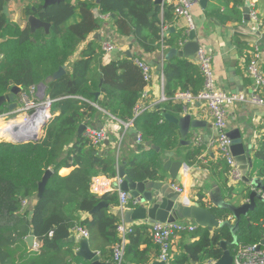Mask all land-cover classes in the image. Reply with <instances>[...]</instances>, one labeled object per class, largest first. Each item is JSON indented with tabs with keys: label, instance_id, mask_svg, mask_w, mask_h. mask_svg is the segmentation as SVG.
Returning <instances> with one entry per match:
<instances>
[{
	"label": "trees",
	"instance_id": "16d2710c",
	"mask_svg": "<svg viewBox=\"0 0 264 264\" xmlns=\"http://www.w3.org/2000/svg\"><path fill=\"white\" fill-rule=\"evenodd\" d=\"M229 2L234 5L233 12H237V7L243 3L242 0ZM4 7V1L0 0V32L4 40L0 43V97L8 95L12 87L27 90L44 84L45 97L54 102L51 117L38 141L20 145L0 142V264H88L75 256L76 244L71 235L76 227L87 232L94 230L103 243L98 249L101 261L113 264V249L120 243L119 221L107 208L92 215L90 212L99 202L117 207V195L108 193L96 197L90 193L89 186L93 177H115L114 160L111 156L94 154L96 149L90 140L84 135L77 136L78 127L88 123L99 108L119 122L131 124L142 143H150L161 152L173 153L178 144L174 138L176 126L163 119L166 110L162 104L138 114L147 105L144 94L152 82L145 81L138 66L144 62L142 58L129 59L121 55L118 60L102 65L105 56L101 43L88 38L101 29L102 17L111 19V16H114V33L122 38L133 37L144 54L155 55L165 48L178 51L187 42V33H172L162 38L164 27L171 25L175 17L172 6L160 10L155 0H60L43 13L38 12L39 5L35 16L50 27L48 32L40 28L32 34L28 24L8 34L4 29V26L9 28L8 23L1 13ZM73 18L75 22L68 24ZM83 44L84 48L74 59ZM249 59L250 54L246 64ZM61 67H65V74L53 80L51 76ZM151 76L153 78L152 73ZM163 76L164 97L170 100L173 113L180 115L183 106L174 104L176 96L189 94L194 97L203 90L204 77L199 65L172 57L164 63ZM260 99L264 102L261 94ZM6 110L2 107L0 113L4 114ZM200 151L190 149L191 161ZM150 153L147 157L134 159L125 168L126 175L133 181L162 180L158 154ZM258 167L264 170V145L255 157L257 176ZM64 168L73 170L67 176H60L59 171ZM47 170L51 175L41 199L30 209H25L23 203L36 198L38 185ZM211 174L220 184L224 200L234 203L231 197L238 195L227 185L229 169L225 162L222 160L214 165ZM249 191V188H243L245 200ZM198 204L209 208L218 221L228 220L231 216L228 211L210 208L202 198ZM87 215L91 221L83 219ZM131 229L124 246V261L150 264L148 249H139L144 241L138 228L133 226ZM141 229L146 235L148 233L145 244L153 243L150 227L143 225ZM30 235L35 238L36 250L29 249L25 243V238ZM189 236L193 242L169 264L214 263L222 256L219 243L233 241L226 227L212 232L197 227ZM262 241L264 203L257 201L254 210L241 218L236 233L237 244L228 250L233 256L240 247L258 245Z\"/></svg>",
	"mask_w": 264,
	"mask_h": 264
},
{
	"label": "crops",
	"instance_id": "0c3cea01",
	"mask_svg": "<svg viewBox=\"0 0 264 264\" xmlns=\"http://www.w3.org/2000/svg\"><path fill=\"white\" fill-rule=\"evenodd\" d=\"M32 1L34 3L33 6H35V4L37 6L35 0ZM242 2V6L237 7V10L240 13L238 14V11L233 12L232 9L234 5L232 2H229V0L208 1L205 5V8L200 5L199 0H195V4L191 8V18L199 46L204 48L205 51L212 57V71L214 74V85L216 89L225 91L229 94H243L249 97V95L252 94L253 91V80L247 74L246 59L247 56L251 54L250 50H252L253 48H255L254 46H256L261 55L260 68L264 72V46L258 47L255 43L242 41L240 38L233 35V28L241 25L243 18L242 9L245 4L248 3V5L250 6V13H254L257 19V22L250 21L248 23V27L254 28L256 25H261V30H263L264 0H242ZM156 5H159L160 10H162L164 6H172V3L171 0H163L161 3ZM5 7L7 8L6 15L3 14V11L1 13L2 15H4L6 22L8 23V29L6 28V26H4V29L8 32V34L13 33L16 28H25L27 22L26 19L22 18L21 10L25 9V7L22 5V0H19V3L15 1L6 3ZM25 10L28 12L27 9ZM100 20L102 24L101 29L91 35L88 40L90 41L96 39L101 43V47L104 43L121 46L120 52L114 51L107 57H105L103 62L101 60V62L103 63L102 65H104L109 61L118 60L121 55H124V52L128 50V44L126 41V37L122 38L118 34L114 33L112 22L113 19H110L108 17L105 20ZM185 24L186 23L184 19L175 17L171 25H166L164 27L163 33L172 28V33L186 34L187 31ZM170 34H168L165 38H167ZM2 41L4 40L2 32H0V43ZM84 45L85 44H83L79 48L78 52L75 54L74 59L77 58V55L79 54L80 50L84 48ZM130 45L133 58L134 56L141 57L142 60L150 67L151 73L153 74V78L151 80L152 82L146 88L147 105L143 107V110H152L154 108H159L162 104L163 108L166 110H164L165 113H163L162 115L163 119L176 126L174 138L177 141L178 147L173 152L172 159L174 161H181L182 166L177 174V177L174 180H170L168 175L164 173L163 170H161L162 178L170 183V187L172 189V186L183 189V193H180L178 197V202H181L183 204L187 202L198 203L200 198H202L204 203L208 204V192H211L213 190H219L221 192L220 184L211 174V168L222 161L219 156L218 150L215 146L212 145L213 129L212 131L210 129L212 127L211 115L203 103L197 101H191L190 103H188L185 100L175 99V105H178L179 103L182 104V106L190 104L188 113H190L197 120L203 121L207 125L211 126L208 128L198 129L195 135L188 137L186 140H181L177 124L168 120H170V118L178 119L179 117L185 115V113L182 112L180 115H175L173 113V110L171 109L170 100L164 97L163 67L166 61L163 60V62H161L158 60L159 57H161L162 55L164 57V55H166L170 50L165 48L155 55H149L144 54L138 48L135 40L134 43H130ZM160 63L162 64V71L158 74L157 65H159ZM260 94L262 98H264V88L262 89ZM163 98L164 100H162ZM101 111L102 114L97 119L93 118V120H89L86 129L90 131L102 132L105 135V140L99 146L95 147L96 151L94 152V154L96 153V155L100 157L111 156L114 160V165L116 164L115 155L117 154L118 165H121L122 161H125L127 163V167V165L134 159L147 157L151 154V151H154L152 149H149V146H147V150L144 149L140 152H136V145L133 143V138L128 135L123 123L119 122L103 110ZM108 116H110L111 118H108ZM226 123L227 131L228 129L240 130L244 142L246 141L248 136H252L253 150L251 152V156L253 158L254 164L256 155L260 153L264 145V105H254L248 102L240 104L237 103L227 109ZM92 125H95V127L97 128L101 127V130L98 131L94 129ZM105 141H108V143L106 144ZM181 141L185 143L186 141H190V144L188 145L185 143H181ZM195 145H198V147H195ZM191 148L201 150L199 156L195 158L194 161H191L190 158ZM156 153L158 154L162 166L167 158L164 156V152H161L160 150ZM258 168V177L261 178L264 183V170L260 167ZM72 170L73 168H64L59 171V175L67 176ZM236 170L239 173V180H233L229 175L227 185L232 187L233 193L238 195L236 198L234 197V194L232 195V202L239 205L245 202L243 195L245 192H243V188H249V184L247 185V183L243 182L238 164H236ZM108 178L112 180L115 177ZM33 201L34 199L26 202L24 206L25 209H30L31 206H33ZM116 208L118 209V206L108 207L107 209L109 213L113 215L111 210H115ZM115 217H117L119 225H124L122 218H119L118 216ZM84 218L91 221L90 215L83 216V219ZM228 219H230V217ZM176 222H180L184 225L193 224L187 221L185 217L182 219L179 218ZM152 224V222H137L130 226H125L126 228H132L133 226H136V228H138V232L141 235L140 238L144 241V243L140 244L139 249L140 251L148 249L150 264L159 261V249L151 241H149V245L145 244V240L149 237L148 233L146 235V233L142 231L141 227L143 225L151 227ZM90 232L91 231L88 230L89 237ZM89 237L87 239L89 248L91 249V251H94L99 255L100 252L98 249L103 245V243L100 239L99 241L97 239V241L91 243ZM71 238H73L77 250L78 241L82 240L83 238L81 237V235L74 232L72 233ZM192 242L193 240L188 234L179 235L178 237L174 238L172 240L171 259L176 258L181 253H184L185 246ZM106 249H108V247H106Z\"/></svg>",
	"mask_w": 264,
	"mask_h": 264
},
{
	"label": "water",
	"instance_id": "95a60500",
	"mask_svg": "<svg viewBox=\"0 0 264 264\" xmlns=\"http://www.w3.org/2000/svg\"><path fill=\"white\" fill-rule=\"evenodd\" d=\"M17 2L19 0H4V3L9 2ZM60 0H35L37 6H33L32 0H22V5L28 12H31L30 15L26 18L25 13L27 11L25 9L21 10L22 18L26 19V22L29 26L30 33H34L37 29H44L45 32L49 31L50 25L47 23L41 22L35 15L37 10L39 9V13H43L45 9L55 3H58ZM163 0H156L155 4L161 3ZM208 1L213 0H199L200 5L205 8V5ZM3 14L6 15L7 8L4 7L2 9ZM243 18L240 26L233 28V35L240 38L242 41L255 43L258 47L264 46V29L261 30V25H256L254 28H249L248 23L251 21L249 17L250 6L248 3L242 9ZM111 19H114V16H111ZM173 29H168L167 32L162 33V38H165L168 34L172 33ZM187 42L184 43L180 50H170L166 55H163L158 58L159 61L163 62V60L168 61L172 57H179L188 59L190 61H197L196 53L199 50V43L196 37L195 30H191L187 33ZM127 46L128 50L124 52V55L131 59L133 57L131 53V45L130 43H134V39L132 37H127ZM100 70L102 67L99 68ZM157 71H162V64L157 65ZM65 74V67L59 68L51 78L53 80L59 79L61 76ZM39 89L42 91L44 95L45 85L39 84ZM19 87H12L9 94L0 97V110L2 107L7 108V112H13L17 108L16 96L20 92ZM251 94L249 95V97ZM190 109V104L183 105V112L185 115L179 117L178 119H171L168 121L175 122L179 129V134L181 136V140H186L188 137H191L196 134V131L201 128L211 127L207 125L203 121H199L194 118L190 113H188ZM102 114V111L97 109L93 118L97 119ZM3 114L0 113V119H3L5 122H8L7 119H4ZM108 118H111L108 116ZM48 119H45L41 122L40 126V136L32 139H22V137H17L10 143L15 145L26 144L30 142H36L40 139L41 134L43 133V129ZM126 126V124H123ZM92 127L96 130H101V127L97 128L95 125ZM87 129V123L81 124L77 129V136L83 135V133ZM212 131V127L210 128ZM133 138V143L136 145V152H140L144 149H152L156 152H159V148L151 145L150 143H140L139 137L136 131L129 126L125 129ZM227 136L231 140V153L234 158V161L239 166V170L244 183H247L249 187V195L248 199L245 200L244 203L237 205L236 203H230L224 200L221 192L219 190H213L208 192V206L210 208H214L219 211H228L230 213V219L225 221H218L214 214L211 213L209 208L201 207L198 203H181L178 202L179 193L174 192L170 187V183L167 180H144L135 182L125 173L126 162L122 161L121 165H118V155H115L116 164L114 169L116 171L115 177L120 179L122 182L120 184V191L125 192L129 197V207L124 211H120L119 209L111 210L113 215L122 218L123 223L125 225H132L137 222H152V223H175L179 218L182 219L185 217L187 221L195 224L197 227L205 228L212 232L215 229H220L226 227L233 241L231 243L226 241H221L219 246L222 250V256L214 262V264H232V256L228 250L229 247L235 246L236 242V233L239 230V223L242 217H247L248 213L253 211L256 205V202H263L260 194L264 192V183L257 176L255 172L253 158L251 156V152L253 150L252 147V136H248L246 141L244 142L243 137L241 136V132L239 129L229 130L227 131ZM190 140V139H189ZM1 142V141H0ZM107 144L108 141H105ZM181 143H185L181 141ZM185 144H190V141H186ZM96 154V153H95ZM101 155V154H99ZM164 156L167 160L162 165V170L166 173L170 180H174L177 177V174L182 166L181 161H174L173 153L164 152ZM253 174V176L251 175ZM51 175V171L47 170L42 178V181L38 185V192L36 198L33 201V205L36 204L38 200L41 199L42 194L45 189V185L47 180ZM102 208H108V205L104 202H99L93 210L90 212V215L99 211ZM73 241V238H71ZM25 243L29 249H33L36 245L34 236L30 235L25 238ZM261 245H264V241L261 242ZM75 256L77 258L82 259L88 264H110L102 262L98 253L91 251L88 245V241L85 239L78 241V249L75 251ZM151 264H165L163 262H154ZM190 264H196L194 262H190Z\"/></svg>",
	"mask_w": 264,
	"mask_h": 264
},
{
	"label": "built area",
	"instance_id": "2783aa9c",
	"mask_svg": "<svg viewBox=\"0 0 264 264\" xmlns=\"http://www.w3.org/2000/svg\"><path fill=\"white\" fill-rule=\"evenodd\" d=\"M172 13L176 18H182L185 21L187 33L194 30L191 8L195 4V0H171ZM250 20L257 22L254 13L249 14ZM108 17H102V20ZM252 49L250 54L249 63L246 65V71L250 78L253 80V91L250 97L243 94H229L225 91L217 90L214 85V74L212 71V57L205 51L204 48L199 47L196 53L197 63L204 77L203 90L196 96L189 94L177 95L175 99L185 100L188 103L191 101H197L203 103L211 115L212 118V145L218 150L221 160H223L229 169V175L233 180H239V173L236 170V164L231 153V140L227 136V123L226 113L229 107L234 106L237 103H250L254 105H264V102L260 99V92L264 88V72L260 68L261 55L258 48ZM104 56L107 57L114 51H121L120 45H112L104 43L102 46ZM138 66L144 74L145 81H151V69L145 62L138 63ZM146 96V92L144 94ZM147 97V96H146ZM42 102L37 104L38 101ZM164 100V98L162 99ZM44 101V102H43ZM54 101L48 100L42 94V91L38 86H31L27 90H20L16 96L17 108L13 112L4 113L2 116L4 119L10 121L17 116L23 115L25 120H31L37 114L38 109L42 106L47 109L48 114L45 119H49L51 116V104ZM143 109L138 111L140 114ZM137 114V115H138ZM9 116H14L9 118ZM131 124H126L127 129ZM94 147L99 146L104 140L105 135L102 132L86 130L83 134ZM139 142L141 140L139 139ZM96 176L91 179L89 191L94 196H103L108 193H116L118 199V209L124 211L129 207V197L125 192L120 191L121 180L115 177L109 179L106 176ZM177 193H183V189L172 186ZM261 199L264 202V194H260ZM26 202L23 203L25 206ZM121 224L117 227L120 243L113 249V264H126L124 261V246L127 243V236L132 232L130 227ZM130 226V225H127ZM197 229L194 224L184 225L180 222L175 223H153L150 227V233L153 243L159 249V262L169 264L171 260L172 240L179 235L192 234ZM74 233H78L85 240L88 239L89 233L79 227L73 229ZM72 232V233H73ZM37 249V244L33 247V250ZM208 264H214L208 263ZM232 264H264V245H252L247 247H240L232 256Z\"/></svg>",
	"mask_w": 264,
	"mask_h": 264
},
{
	"label": "bare ground",
	"instance_id": "6f19581e",
	"mask_svg": "<svg viewBox=\"0 0 264 264\" xmlns=\"http://www.w3.org/2000/svg\"><path fill=\"white\" fill-rule=\"evenodd\" d=\"M47 114V109L44 106L38 109L37 114L31 120H23V122L17 121V118L11 119L14 120L13 124L8 128V134H14L15 138L22 137V139H32L40 136V126L41 122L45 120ZM23 118L24 116L21 115ZM1 120V119H0ZM0 122V128H1ZM1 137V136H0Z\"/></svg>",
	"mask_w": 264,
	"mask_h": 264
},
{
	"label": "rangeland",
	"instance_id": "374dc122",
	"mask_svg": "<svg viewBox=\"0 0 264 264\" xmlns=\"http://www.w3.org/2000/svg\"><path fill=\"white\" fill-rule=\"evenodd\" d=\"M75 20L76 19H71L70 21H69V23L68 24H73L74 22H75ZM42 102V100L41 101H38L37 102V104H40ZM44 102V101H43ZM47 114H48V112H47ZM46 114V115H47ZM14 116H9V118L11 119V118H13ZM19 120V122H23V120H24V118L20 115L18 118H17V121ZM13 121L14 120H10V121H8V122H5L4 120H0V122L2 123L1 124V128H0V141L2 142H11V141H13L14 139H15V135L14 134H8L7 133V131H8V128L13 124ZM41 136H42V134H41ZM89 239H90V242L91 243H93L94 241H97V239H98V235H97V233H95V231L94 230H92L91 232H90V237H89ZM98 241H99V239H98Z\"/></svg>",
	"mask_w": 264,
	"mask_h": 264
},
{
	"label": "flooded vegetation",
	"instance_id": "af4514ba",
	"mask_svg": "<svg viewBox=\"0 0 264 264\" xmlns=\"http://www.w3.org/2000/svg\"><path fill=\"white\" fill-rule=\"evenodd\" d=\"M25 15H26V18L28 17V15H27V13H25ZM27 24V23H26ZM5 113H7V110H6V112ZM17 117H19V116H17ZM16 118V117H15Z\"/></svg>",
	"mask_w": 264,
	"mask_h": 264
}]
</instances>
